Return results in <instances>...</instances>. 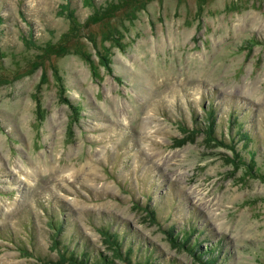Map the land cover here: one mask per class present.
Here are the masks:
<instances>
[{"label": "rangeland", "instance_id": "rangeland-1", "mask_svg": "<svg viewBox=\"0 0 264 264\" xmlns=\"http://www.w3.org/2000/svg\"><path fill=\"white\" fill-rule=\"evenodd\" d=\"M0 17V264H58L51 217L107 256L110 224L150 264H199L168 228L264 264V0H0Z\"/></svg>", "mask_w": 264, "mask_h": 264}, {"label": "trees", "instance_id": "trees-1", "mask_svg": "<svg viewBox=\"0 0 264 264\" xmlns=\"http://www.w3.org/2000/svg\"><path fill=\"white\" fill-rule=\"evenodd\" d=\"M1 21V17H0ZM211 110H208L206 114V130L207 136L211 140H215L217 138V134L215 131V116L212 115ZM229 129H232V124L229 122ZM237 128V132L235 134H230L229 140L230 142L234 140V137L239 135L247 138L245 132L242 131V126L235 125ZM222 146L229 148L231 151H235L236 149L233 146H228L225 142H220ZM237 151V150H236ZM235 153L237 154V152ZM250 156L252 155L249 153ZM253 156V155H252ZM149 217L156 220V214L153 208H147ZM64 224H66V219H53L51 217L49 221L50 228L53 231L52 239V248L56 251V261L58 264H150V254L142 257L137 254L138 251H135L133 245H127L125 242V233L121 232L120 229L112 228L110 224L99 226V231L107 243L109 249L111 250V256H107L100 252H93L88 243L84 241L83 237L79 234L78 230L75 229L68 236L64 233ZM169 235V238L174 244L185 246L186 250L190 252L195 258L198 259L199 264H217L215 258L212 257V250L214 248L205 247L204 249L199 246L198 240L190 241V234L186 230H184L180 234H176L173 232L172 228H168L165 230ZM83 239L79 244L78 240ZM140 251V249L138 248ZM205 254H208L205 256ZM116 259L120 262H116ZM53 261V260H49ZM46 263V261H43Z\"/></svg>", "mask_w": 264, "mask_h": 264}]
</instances>
